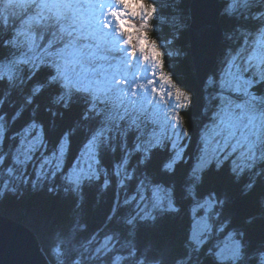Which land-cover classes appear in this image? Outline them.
<instances>
[{"label": "snow or ice", "instance_id": "6c2138e0", "mask_svg": "<svg viewBox=\"0 0 264 264\" xmlns=\"http://www.w3.org/2000/svg\"><path fill=\"white\" fill-rule=\"evenodd\" d=\"M174 3L0 0V171L11 161L9 181H0V198L12 179L27 182L23 169L37 154L33 187L59 178L77 195L79 208L85 183L101 182L107 190L113 178L121 188L135 181L134 194L124 199L125 205L135 203L134 215L121 219L117 206L103 231L89 233L78 208L53 230L48 251L55 264H264V242L248 240L243 225L226 214L228 194L207 187L209 176L226 165L245 197L264 177V91L258 90L264 85V0H221L220 14L239 17L247 30L226 34V51L214 68L205 66L207 122L194 157H187L190 132L176 111L191 106L193 93L177 87L174 70H165L173 56L182 55V50L168 51L186 23L172 11ZM136 16L142 21L138 26L132 22ZM161 17L174 33L163 46L149 35L151 22ZM206 33L211 45V30ZM42 70L46 75L37 79ZM164 85L174 92H165ZM46 92L47 118L42 119L40 98ZM77 101L83 102L82 111L61 127L59 121ZM78 135L81 146L66 166ZM50 136L55 139L49 153ZM8 140L13 148L5 152ZM162 151L168 154L159 174L166 182L149 172L154 154ZM108 152L120 153L111 169L103 166ZM258 203L264 215V191ZM165 216L188 220L179 248L171 241L139 239L141 227L155 229ZM255 219L248 216L244 224Z\"/></svg>", "mask_w": 264, "mask_h": 264}, {"label": "trees", "instance_id": "16d2710c", "mask_svg": "<svg viewBox=\"0 0 264 264\" xmlns=\"http://www.w3.org/2000/svg\"><path fill=\"white\" fill-rule=\"evenodd\" d=\"M191 3L192 0H175V3L171 6L173 12L176 13V8H179L180 15H183V17H185V30L183 31L182 35L180 34L177 44H179L182 47V51H186V54L188 55L186 56L184 52V54L181 56L182 58L184 56L186 57L183 58L184 60H180L179 62L174 61V65L172 67L168 65L167 68L169 70H174V72L176 73L174 82L177 84V87H180L182 90H184L185 88L191 89L193 93V106L189 110V114H187L186 116L187 118H189L188 121H192L189 122L192 123L190 124V128L191 130H193V139L196 140L198 139L197 136L201 131V124L203 122L206 123L207 120H204V118L202 117L205 105L204 93L202 90V86H200L197 81L193 61L190 55L189 25L191 23ZM160 19L163 21V25L156 24L157 21H159L156 18H154V21L151 23L154 26L155 24L161 26V32H159V34L164 39L161 38V40H157L158 43L161 42L162 44H160L163 46V43L166 39H171L170 32L172 31V29L170 25L165 24L163 17H161ZM243 22L245 21L240 20L239 17H237L236 19H227L222 16L221 20L222 27L225 30L226 34H230L233 29L237 30L239 25L244 24ZM251 27V25H248V28ZM242 29V31L247 30L246 28ZM150 37H154L153 39L156 38L152 35ZM229 44L230 42L226 38H224V45L221 49L220 58L226 51V45ZM45 75L46 72L42 70L37 75V79H43ZM258 90L264 91V85H261ZM47 96L48 93L46 92L44 96L40 98V115L42 119L47 118L44 108V106L47 104ZM83 107L84 105L82 101H77L76 103H74L71 110L66 112L62 120L59 121L61 127H67L68 125H70L78 117ZM198 118L200 119V123L196 126V124H194V119ZM21 123L22 121L18 123L16 127L19 128ZM54 139V137H49V142L47 144V151L49 153L52 150ZM82 140V135H78L74 138L71 146V151L67 155L66 166L72 163L74 156L77 154L78 149L81 146ZM8 143H10L11 145L12 141H5V144ZM10 145H8V149H10L9 151H11L13 148V145L9 148ZM6 148L7 146L3 144L4 151L8 152V149L6 150ZM194 152L196 153L197 150ZM167 154V151L155 153L153 156L152 164L149 167V172L155 174L156 180L160 182H166L167 180L166 177L159 174V165L166 158ZM119 155V152L105 153L103 156V166L111 169L115 161L118 159ZM39 161L40 154H37L36 159L33 162L29 163L25 169H23L27 177L26 183H20L19 181L12 179V183L8 185L9 191L6 195L0 198V213L14 220L15 222L23 224L30 228L38 236V239L40 240V243L51 263L55 264L54 258L49 255L48 251L53 238V230L56 227L67 223L70 218L76 215L79 205L77 204V195L74 193L69 192V197H65L64 195L57 196L52 193L53 191H49L50 188H65L64 183L60 182L61 180L59 178L55 179L54 181H45L33 187L32 181L35 179V172L38 167ZM190 163L191 161L189 162V165ZM189 165H185L184 163H182L178 166V168L180 171H183ZM8 166H11L10 160L5 166V169L3 171H0V181H9L10 177L6 171V168ZM225 168H227V166H225ZM215 175L216 173H213L209 176L207 187H209L210 182ZM13 185H15V190L11 191L10 188L13 189ZM3 187L4 185L0 184V190H2ZM134 187L135 181L129 184L128 187L121 188V186L115 182V178H113L111 186L107 188V190H104L101 187V182H94L91 185L85 183L82 189L84 197L83 206L82 208H79L78 218L87 222L88 232L90 233L97 229L103 231L104 226L107 224L105 218L110 217L116 211L117 206H119V214L121 219L126 218L129 215H134L136 211L135 203H132L130 205L124 204L125 197L129 196L130 194H134ZM213 188H215L218 192L223 193L222 190L220 191L218 189L217 185H214ZM228 196H232V199L236 201L232 203L231 209L229 208L231 210V216L234 218L235 223L243 225L247 232L248 240L256 244L264 242V215L260 214V206L258 203L260 196L259 192L256 190L255 193L250 196L253 200L252 202H249V196L241 199L238 198V195H234V193L232 192ZM248 216H256L257 219H255L251 224H244V220ZM113 227H115V223L113 224ZM187 228V218L183 216H165L159 221L158 226L155 229L146 226L141 227V229L139 230V239L141 241H171L176 244L177 248H179L184 240ZM87 234L88 233H84V235ZM252 234L253 237H251Z\"/></svg>", "mask_w": 264, "mask_h": 264}, {"label": "water", "instance_id": "95a60500", "mask_svg": "<svg viewBox=\"0 0 264 264\" xmlns=\"http://www.w3.org/2000/svg\"><path fill=\"white\" fill-rule=\"evenodd\" d=\"M221 0H192L189 25L190 55L197 81L202 86L205 66L219 61L225 30L219 12ZM211 30L209 45L206 30ZM0 264H52L38 236L27 226L0 216Z\"/></svg>", "mask_w": 264, "mask_h": 264}, {"label": "rangeland", "instance_id": "374dc122", "mask_svg": "<svg viewBox=\"0 0 264 264\" xmlns=\"http://www.w3.org/2000/svg\"><path fill=\"white\" fill-rule=\"evenodd\" d=\"M149 2H155V0H149ZM117 8H121L122 6L121 5H119V4H116L115 5ZM180 9L179 8H176V17H177V19H179V17L181 16L180 15ZM182 12V11H181ZM138 19V21L139 22H142L141 21V19H140V17L139 16H136V17H134V18H132V21L134 22V20H137ZM184 19H185V17H184ZM153 21H154V19H153ZM152 21V22H153ZM156 22V21H155ZM154 22V23H155ZM244 24L246 23V22H243ZM156 24H159V25H163V21L161 20V19H159V21H157V23ZM155 24V26L154 25H152L153 27L149 30V34L151 33L152 34V36H155L156 38L155 39H158V40H161V35L159 34V32H161V26H158V25H156ZM183 27V31L185 30V24L182 26ZM239 28H241L240 27V25H239V27H238V31H240V32H242V28L241 29H239ZM234 30L235 29H233L231 32H230V34H233V32H234ZM235 31V34H239V32L238 31ZM171 33V38H172V36L174 35V33H173V30L170 32ZM151 34H150V36H151ZM175 35L178 37V39H179V37H180V34L179 33H175ZM225 35H226V33H225ZM151 38V37H150ZM154 38V37H153ZM152 38V39H153ZM162 39H164V38H162ZM178 39L176 40V42H175V44H174V46L172 47V48H169L168 49V51H172L173 53H175L177 50H182V47L179 45V44H177L178 43ZM161 43V42H160ZM162 44V43H161ZM163 45H164V43H163ZM223 45H224V42L222 43V47H221V49L223 48ZM229 45H226V49H227V47H228ZM233 46H234V44H233ZM184 48V47H183ZM184 52H185V54L187 53L186 51H182V55L184 54ZM181 55V56H182ZM188 54H186V56H187ZM185 57V56H184ZM183 57V58H184ZM182 57L179 59V60H177L176 58H175V56H173L169 61H168V65L170 66V67H172L173 65H174V61L175 62H179L180 60H184ZM141 63H143V62H141ZM194 66V65H193ZM166 71H168L169 69L168 68H166L165 69ZM196 73V72H195ZM139 75V74H138ZM132 79V77L131 76H129V80H131ZM157 79H158V77H157ZM143 81H137V83H142ZM156 87H160V84H157L156 85ZM164 91L165 92H167V91H173L174 92V89H170V87L168 86V85H164ZM153 95H155V94H153ZM192 106H193V103L191 104V106L190 107H188V108H184V109H177L176 111L177 112H179V114L184 118L183 119V123H182V128H187L188 130H189V132H190V139L189 140H187L186 141V143H187V149H186V152H187V157H194L195 155H196V153L194 152V151H196L197 149H198V147H199V141H200V135H201V131H200V134H198V139H196V140H194L193 139V130H191V128H190V124H192V123H189V122H192L191 120H189L188 121V119L189 118H187V114H189V110L192 108ZM201 114H202V111H201ZM203 118H204V120H206L205 118V114H204V112H203V116H202ZM199 118H200V116H199ZM194 119V124H196V126L200 123V119ZM203 118H202V120H203ZM205 124V122H203L202 124H201V130H202V127H203V125ZM196 128V127H195ZM4 145L5 146H7V148H6V150L8 149V145H10V143H8V144H5V142H4ZM13 144H11L10 146H9V148L12 146ZM4 150V149H3ZM10 149H8L7 151H9ZM192 152H194V153H192ZM191 160L189 159V160H187V163H184L185 165H189V162H190ZM33 162V161H32ZM227 166V165H226ZM245 179H247L246 177H245ZM259 179H261V180H259ZM258 180H257V188H256V190L259 192V194L262 192V191H264V177H262V178H259ZM60 182H62V181H60ZM214 185H217L218 186V189L221 191H223V193H227L228 195H230L231 194V192L232 193H234V195H238L239 197L238 198H241V199H243V198H246L245 196H242L241 195V193H240V191H239V187L237 186V185H235L233 182H232V179H231V176H230V173L228 172V169L227 168H224L221 172H219V173H216V175L214 176V178L212 179V181L210 182V185H209V187L210 188H213V186ZM65 188H66V186H65ZM65 188L64 189H62V187L60 188V187H57L56 189H54L53 190V194H55V195H57V196H61V195H64L65 197H69V192L68 191H66L65 190ZM11 189V191H12V188H10ZM237 192V193H236ZM255 193V192H254ZM250 196H252V195H250ZM249 196V202H252L253 200H252V198ZM230 198V204H229V207H228V209H227V211H226V214H230L231 215V207H232V203L233 202H236V201H234L233 199H232V196H230L229 197ZM230 208V209H229ZM233 213V212H232ZM0 216H3V217H5V218H7L6 216H4L2 213H0ZM10 219V218H9ZM12 220V219H11ZM251 237H253V234L251 235ZM253 244H256V243H254L253 242Z\"/></svg>", "mask_w": 264, "mask_h": 264}, {"label": "bare ground", "instance_id": "6f19581e", "mask_svg": "<svg viewBox=\"0 0 264 264\" xmlns=\"http://www.w3.org/2000/svg\"><path fill=\"white\" fill-rule=\"evenodd\" d=\"M153 27V26H152ZM151 34V33H150ZM152 35V34H151ZM259 180H261V179H259ZM2 186V185H1ZM258 186V185H257ZM3 202V201H2ZM4 202H5V200H4ZM5 204V203H4ZM12 204V203H11ZM6 205V204H5ZM3 207V206H2ZM13 213V212H12ZM7 214H9V213H7ZM5 216V215H4ZM36 216V215H35ZM13 217V216H12ZM8 218V217H7ZM37 218V217H36ZM57 220V219H56ZM52 226V225H51ZM258 233V232H257ZM261 234V233H260ZM45 243V242H44ZM50 260V259H49Z\"/></svg>", "mask_w": 264, "mask_h": 264}]
</instances>
